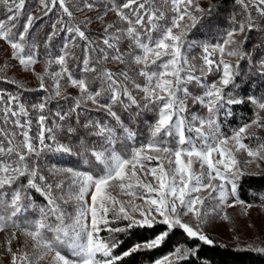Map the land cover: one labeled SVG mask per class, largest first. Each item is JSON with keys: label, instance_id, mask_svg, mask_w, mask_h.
<instances>
[{"label": "snow or ice", "instance_id": "snow-or-ice-1", "mask_svg": "<svg viewBox=\"0 0 264 264\" xmlns=\"http://www.w3.org/2000/svg\"><path fill=\"white\" fill-rule=\"evenodd\" d=\"M37 2L34 15L27 0H0L14 62L0 67L11 85L0 88V264H131L176 231L186 242L150 264H191L200 248L189 243H215L205 226L253 207L241 177L264 172V95L234 94L242 62L264 77V0ZM53 13L38 39L35 24ZM201 29L219 39H197ZM17 67L44 93L38 103L8 78ZM241 105L251 118L225 131ZM48 154L89 168L42 163ZM136 230L152 235L129 245ZM236 251L264 258L259 243Z\"/></svg>", "mask_w": 264, "mask_h": 264}, {"label": "trees", "instance_id": "trees-1", "mask_svg": "<svg viewBox=\"0 0 264 264\" xmlns=\"http://www.w3.org/2000/svg\"><path fill=\"white\" fill-rule=\"evenodd\" d=\"M222 0H218L213 4H220ZM38 5L37 0H27L26 3V12H32ZM223 6L226 10L232 9L234 5L232 4V0H223ZM227 14V11L226 13ZM55 19V14H50V17H45L41 21L37 22L34 26L33 32L35 36L42 40L46 34L51 30V24ZM23 24V20L20 21ZM220 31H223L221 29ZM203 35L197 34V39L203 40L205 42H212L213 40H218L219 36H212L204 32L201 29ZM61 34V38H62ZM252 38L254 40L259 41L260 37L257 36L256 33L252 34ZM59 39L54 40L53 44L58 45ZM249 50H251V45L248 46ZM242 74L241 77L238 78L237 83L239 87L235 90L234 94L238 96H244L245 93L247 95H264V77L258 76L254 71H252L251 67L248 66L245 62H242ZM24 84V83H23ZM26 88L30 89L24 93L25 97L28 99L38 103L40 98L44 95L41 91H31V89L36 88V85H26ZM0 88H11V85L0 84ZM50 107L55 110L56 103L53 102ZM251 105H247L246 107L235 106L233 108V117H227L223 120V125L225 131H229L231 128L236 127L237 125L249 120L252 116V112L250 109ZM141 141L146 139V133L141 132L140 138ZM139 142V141H138ZM251 143V142H250ZM52 156V159H48L47 156L41 161L44 164H54L58 161L64 166H70L68 164L69 161L81 160L82 163L80 165H71V166H79L84 169L89 168V164L87 160L83 157H68L63 156L61 154H48ZM239 192L241 199L245 200L248 203H259L261 204L264 201V172H260L258 175H245L240 179V187ZM160 229L158 228L157 231ZM137 235L133 238V240L128 241L129 245L136 242L137 240H142L146 237L152 235L150 232H146L144 230H136ZM102 235H107V233H103ZM124 239H128L126 236ZM215 243L212 246L203 245L202 242L192 241L188 246L195 245L200 248L199 258H193L191 264H264V258L258 257L256 254H238L236 249L240 246H235L229 243H225L216 238H212ZM185 236L181 231H176L174 235L170 237L168 242L161 247L160 249L150 252V253H140L136 254L133 258H131V264H150V257L152 259L156 257H161L167 252H169L172 247L177 243H185Z\"/></svg>", "mask_w": 264, "mask_h": 264}, {"label": "rangeland", "instance_id": "rangeland-1", "mask_svg": "<svg viewBox=\"0 0 264 264\" xmlns=\"http://www.w3.org/2000/svg\"><path fill=\"white\" fill-rule=\"evenodd\" d=\"M218 0H211L212 3ZM39 5L33 9L34 15L38 14ZM98 25H93L92 28H97ZM8 48L0 42V67L4 66L8 60ZM36 71H42V65H36ZM9 79H16L26 85H36L37 82L31 74L24 73L19 67L10 69L7 72ZM249 172L261 171L253 165ZM248 203V202H246ZM251 209H245L242 206L226 208L225 212L230 217L228 221H223L217 218L215 221L205 226L206 234L211 238H216L225 243L235 246L244 247L249 243H259L264 246V207L259 203H251ZM187 219V218H186ZM239 237V240H237Z\"/></svg>", "mask_w": 264, "mask_h": 264}]
</instances>
